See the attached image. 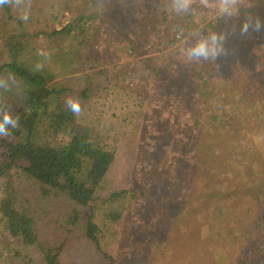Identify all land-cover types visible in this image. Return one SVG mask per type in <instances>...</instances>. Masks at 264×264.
Returning a JSON list of instances; mask_svg holds the SVG:
<instances>
[{
  "label": "trees",
  "instance_id": "1",
  "mask_svg": "<svg viewBox=\"0 0 264 264\" xmlns=\"http://www.w3.org/2000/svg\"><path fill=\"white\" fill-rule=\"evenodd\" d=\"M170 3L32 0L26 23L18 19L19 13L12 17V9L2 7L23 32L5 36L6 59L0 61V77L12 72L17 78L10 91L0 89V106L20 116L12 136L0 137V264H62L67 236L46 233L50 211L44 205L52 200L62 202L66 223L82 235L105 264H118L120 257L128 254L119 241L128 212L139 216L143 211L146 192L122 181L126 179L121 173L114 172L116 148L94 140L79 116L67 108L65 100L72 89L65 78L81 73L70 79L91 85L94 76H105V72L84 75V71L104 67L111 55L115 63L134 67L138 62L135 59L146 49L156 60L155 64L151 63L154 59L147 60L151 66L147 68L149 80L152 84L160 82L170 98L165 107L171 113H180L194 127L202 125L199 143L194 138L195 144L189 146L187 161L192 167L173 165L170 170L176 181L184 183V193L189 194L198 181L202 188L197 191L203 190L196 197L199 205L194 247L189 246L184 263L264 264V61L258 57L260 51L249 49L244 56L252 60V65L237 54H229L217 57L215 62L199 63L200 71L194 67L197 63L186 61L181 54L185 45H179L180 40L171 31L172 24L179 22L185 36L192 31L225 33L229 52H242L238 43L240 25L248 13L260 17L264 0H244L239 16L234 18L221 17L215 7L205 8L199 0H194L187 14H176ZM214 3L209 0L210 6ZM116 5L128 8L133 17L125 23V34L110 19ZM200 11L204 12L202 19L198 17ZM68 14L70 22L62 27ZM233 26L237 33L232 31ZM105 28L108 32L116 29L124 42L108 46L107 40L108 51L102 56L92 52L84 58L83 52L89 51L96 38L106 35ZM41 36L47 42H66L69 51L44 50L37 43ZM243 37V41L259 44L264 52V27L257 33L250 29ZM40 51L46 56L39 55ZM38 64H43L39 70ZM191 84H195L193 90ZM76 92L81 100L96 93L90 87ZM248 93L252 94L250 98ZM210 202L218 205L212 217L206 215Z\"/></svg>",
  "mask_w": 264,
  "mask_h": 264
},
{
  "label": "rangeland",
  "instance_id": "2",
  "mask_svg": "<svg viewBox=\"0 0 264 264\" xmlns=\"http://www.w3.org/2000/svg\"><path fill=\"white\" fill-rule=\"evenodd\" d=\"M36 4L40 5L39 2ZM10 13L12 17L18 14L13 9ZM203 15L204 12H198L199 19H202ZM263 16L264 12L260 14L261 22ZM70 18L68 14L63 20L62 27L70 22ZM132 18L128 8H118V5L110 13V19L117 24L116 28L123 34L126 33L123 29L126 27L125 23ZM232 23L236 24L235 21ZM56 28L61 29V26L57 25ZM181 29L182 24L179 22L171 26L174 35L177 34V30ZM21 32L23 29L19 24L15 20H9L5 10L0 8V61L6 59L4 57L5 36L17 35ZM104 32L106 35L101 34L96 38L95 44H91L89 51L83 52L84 58L90 57L92 52L98 54V57L102 56L103 52L108 51L107 40H109L108 46H112V43L119 45L124 42L116 29L108 32L105 28ZM244 39L241 36L238 42L241 43L242 52L232 50L229 53L239 55L238 57L244 59V63L252 65V60L248 61L250 58L244 56V53L249 49L253 52L258 50L260 61H264L263 48L259 44L253 45V41L251 43L249 40L243 41ZM37 43L44 50L69 51L67 43L61 40L54 39L47 42L41 36ZM102 43L105 45L101 47ZM179 45L184 46L181 41ZM146 50L140 58L135 59L138 62H135L134 67L126 68L124 65L115 63V57L111 55L110 59H106L107 63L104 67L84 71V75L102 70L105 72V76H94L91 85L84 80L70 79L80 76L81 73H74L65 79H69L67 86L72 89L69 96L79 97L76 91H82L85 87L96 91L94 95H88V98L81 100L80 122L87 128L94 140L116 148L117 162L114 172L121 173L122 179H126L122 181L131 183L134 187L146 192L145 201L142 204L143 211L140 215L136 216L128 212L124 232L119 241L120 246L128 250V254L120 257L118 264H185L189 246L194 247L193 238L195 239L197 235L195 228L198 227L199 203L196 197H199L200 190L201 193L203 190L197 191L199 187L202 188L201 182L198 181V185L189 190V194L184 193L185 190L182 188L184 183L176 181L170 170L173 165L192 167L187 161V155L190 153V147L195 144L194 138H197L199 143V131L202 125L194 127L183 120L180 113H171L165 107V104H169L170 98L160 82L153 84L150 82L151 73L147 71V68L151 66L150 61L148 63L147 60L154 59L151 60L153 64L156 60L154 55ZM206 62L208 64L211 61ZM206 62L200 64H206ZM232 62L234 63L235 59ZM194 67L202 70L199 63ZM96 85L98 89L94 88ZM194 86L195 84H191L192 90ZM241 93L242 91L237 92L240 95ZM68 95L66 98L69 97ZM243 96L246 97L244 92ZM251 96L252 94L248 93V98ZM196 102L198 103V99ZM189 107L194 109L191 104ZM138 134L139 140L136 141ZM174 182H176L175 185H172ZM262 182L263 179L259 183ZM60 204L62 202L52 200L44 205V208L50 211L47 216L51 223H45L49 225L46 228L47 235L51 236V232H55L67 236L68 244L63 252L62 264H105V261L83 239L82 235L66 223V217H64ZM217 206L210 202V210L206 215L214 216Z\"/></svg>",
  "mask_w": 264,
  "mask_h": 264
},
{
  "label": "clouds",
  "instance_id": "3",
  "mask_svg": "<svg viewBox=\"0 0 264 264\" xmlns=\"http://www.w3.org/2000/svg\"><path fill=\"white\" fill-rule=\"evenodd\" d=\"M194 0H171L170 8L176 14H187L192 11ZM244 0H215V3L210 6L209 0H199V3L205 7H215L218 14L224 18H234L239 16L240 5ZM8 6L19 13L18 19L27 22L31 15L32 0H0V8ZM252 5H248L251 7ZM262 24L259 16H254L248 13L244 22L240 25V34L248 35L249 30L253 32L261 31ZM232 31L235 32V26ZM191 38V39H190ZM177 39L181 41L184 47L181 48V54L189 63H202L206 61L217 60V57H227L230 53L225 47L226 34L217 35L216 32L204 34L202 31L189 32L184 35V30L181 29L177 35ZM195 42L192 43L191 41ZM39 55L46 56L43 51L38 52ZM43 67V64H38L37 69ZM17 84L16 75L9 72L7 77H0V89L10 91ZM67 108L76 116L82 112L81 99L79 97L69 96L65 100ZM20 116L13 115L9 107L0 106V137L9 138L12 136V129L19 126Z\"/></svg>",
  "mask_w": 264,
  "mask_h": 264
},
{
  "label": "built area",
  "instance_id": "4",
  "mask_svg": "<svg viewBox=\"0 0 264 264\" xmlns=\"http://www.w3.org/2000/svg\"><path fill=\"white\" fill-rule=\"evenodd\" d=\"M179 32H180V30H177V32H176V33H177V34H176V37H177V35H178Z\"/></svg>",
  "mask_w": 264,
  "mask_h": 264
}]
</instances>
